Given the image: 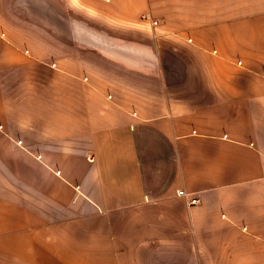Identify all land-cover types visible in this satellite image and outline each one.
Segmentation results:
<instances>
[{"label":"crops","instance_id":"crops-1","mask_svg":"<svg viewBox=\"0 0 264 264\" xmlns=\"http://www.w3.org/2000/svg\"><path fill=\"white\" fill-rule=\"evenodd\" d=\"M0 264H264V0H0Z\"/></svg>","mask_w":264,"mask_h":264},{"label":"built area","instance_id":"built-area-1","mask_svg":"<svg viewBox=\"0 0 264 264\" xmlns=\"http://www.w3.org/2000/svg\"><path fill=\"white\" fill-rule=\"evenodd\" d=\"M154 23H156V22H154ZM179 194H180V195H187L186 193H184V191H180ZM199 201H200L199 198H197V197H192V198L189 200V204H190V205H194V204L198 203Z\"/></svg>","mask_w":264,"mask_h":264}]
</instances>
